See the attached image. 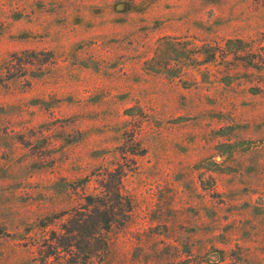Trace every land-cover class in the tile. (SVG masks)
<instances>
[{"label": "rangeland", "instance_id": "obj_1", "mask_svg": "<svg viewBox=\"0 0 264 264\" xmlns=\"http://www.w3.org/2000/svg\"><path fill=\"white\" fill-rule=\"evenodd\" d=\"M117 188L88 264H264V0H0V264Z\"/></svg>", "mask_w": 264, "mask_h": 264}, {"label": "trees", "instance_id": "obj_2", "mask_svg": "<svg viewBox=\"0 0 264 264\" xmlns=\"http://www.w3.org/2000/svg\"><path fill=\"white\" fill-rule=\"evenodd\" d=\"M120 200L118 188L109 199L87 197L84 210H73L67 222L62 226L60 234L53 233L54 251L46 255L57 256L59 249L71 257L82 255L83 264H88L90 258L96 254H103L107 250L108 239L104 233L115 219V205L108 203L113 200L116 205ZM123 204V203H120ZM128 204V203H127ZM122 209V208H121ZM76 254V255H75ZM76 260L65 259L64 264H75Z\"/></svg>", "mask_w": 264, "mask_h": 264}]
</instances>
